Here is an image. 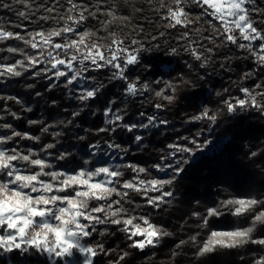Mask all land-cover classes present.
<instances>
[{
  "label": "trees",
  "instance_id": "obj_1",
  "mask_svg": "<svg viewBox=\"0 0 264 264\" xmlns=\"http://www.w3.org/2000/svg\"><path fill=\"white\" fill-rule=\"evenodd\" d=\"M100 2H104V5L92 3L98 19L88 18L85 22V25L92 27L87 31L90 35L85 42L89 46L99 44L106 55L110 54V46L115 47L112 44L114 39L122 40L123 46L130 51L138 49L139 62L126 69L127 81L111 79L115 69H94L86 62L88 71L83 75L89 79L83 80L84 85L89 88L101 87L97 96L84 102V105L76 98L67 101L65 87L61 85L50 88L42 72L35 77L22 75L20 81H17L20 89L29 95L39 92L38 99L44 102V107L57 110L71 121L69 128L74 127L80 131V135L75 138L76 143L84 146L95 142L102 146H106L108 142L118 144L121 148L116 149L125 153L126 158L137 160L149 171L155 169V165H160L162 158L166 156L168 145L193 135L196 120L192 117L204 109L207 101L218 104L215 131L225 143L220 152L197 155L183 165V171L174 179L171 178L173 182L167 189L172 196L164 197V202L158 208L148 206L146 201L142 202L139 192L126 196V199L130 198V201H126L127 214H145L156 227L169 233L168 236L162 237L156 247L148 246L139 251L128 247L131 242L127 234L119 230V226L111 225L99 235L97 243L107 251L102 253L98 250L95 264H256L258 260H264V245L250 242L231 249L217 246L211 253L197 255L212 232L253 227L255 216L264 210L262 204L233 215L237 205L224 206L226 201L235 200L239 195H253L258 199L264 197V115L254 108H238L236 112L229 114L224 104L225 100L232 101L233 97L242 98L244 95L241 88H248L252 93L264 92V70L259 62L254 60L248 49L222 42V37L218 36L215 27L208 22L196 20L191 13L197 7L191 0H187L185 4L189 18L193 21L187 28L168 27L170 21L166 18L167 7L162 5L174 6L172 0ZM57 5L59 0H0V29L19 33L25 39H30L29 34L39 30L48 31L59 21L57 10L52 12L53 8H61H56ZM100 10L102 13H99ZM110 11L112 15H109ZM20 12H24L25 16L21 17ZM249 12L254 26L264 33V0H255ZM183 33H187V36L182 39ZM67 39L78 40L79 36L68 34ZM53 42L63 43V34L59 38H53ZM8 47L22 49L23 52L9 53ZM193 48L201 55L200 61L191 54ZM209 48L212 49L211 52L208 51ZM49 50L51 48L48 46L41 48L45 56ZM73 51L69 50L68 56ZM25 54L35 55V50L24 41L14 38L0 41L1 64L13 65L16 61L26 63ZM68 56L61 52V58L67 59ZM205 60L207 63L201 67ZM76 66L79 67V64ZM41 67L42 65H38L36 72H40ZM165 68L177 82L175 99L171 102L156 95L155 80L164 73ZM128 81L137 84L140 89L137 95L126 93ZM144 84L149 86L147 91L142 90ZM256 84H261L262 87L256 88ZM53 100L57 102L50 105ZM257 100L264 102V97L258 96ZM156 104H162L163 107L157 109ZM105 108H112L117 115L124 117L123 121L118 122L120 124L147 123L149 116H155L158 126L128 132L123 127H117V124L104 123L107 119L103 115ZM0 109L4 113L10 109L16 110L21 116L13 119L16 120L15 124L25 122L24 116L27 113L16 100L0 95ZM78 111L80 115L74 118L72 113ZM141 113L144 115L141 116ZM165 120L168 122L166 125L159 123ZM39 126L34 124L33 132H39ZM100 128H115L116 131H97ZM136 135L142 136L139 143L134 139ZM46 140L56 145L57 140L49 134ZM253 152L256 153L255 156L252 155ZM72 160L75 161V157L72 156ZM213 208L220 215L208 216V210ZM205 218L207 224L204 223ZM250 235L252 239L264 238V223L256 222ZM192 237L196 238L195 242ZM125 252L128 255L121 261L119 258ZM16 262L40 264L42 261L33 253L0 255V264Z\"/></svg>",
  "mask_w": 264,
  "mask_h": 264
},
{
  "label": "snow or ice",
  "instance_id": "obj_2",
  "mask_svg": "<svg viewBox=\"0 0 264 264\" xmlns=\"http://www.w3.org/2000/svg\"><path fill=\"white\" fill-rule=\"evenodd\" d=\"M255 0H191L198 9H200L198 15L200 17H210L208 23L213 24L218 36L222 37V42L236 45L241 49L251 50L253 56H257L256 49L252 47L253 41L264 42V33L259 31L254 26L252 17L249 14L248 4L254 3ZM72 3V0H69ZM187 0H172L174 6L167 7L168 16L166 17L170 22L168 27L175 28L177 26L187 28L193 21L189 18V12L185 8ZM4 7H9L4 5ZM77 5L73 4L69 11L75 9ZM52 9H49L51 11ZM86 10V9H84ZM82 10L79 13V17L68 16V20L74 24L81 23L85 17ZM113 13L110 11L109 15ZM21 17L25 16L24 12H20ZM222 29V31H221ZM238 32L239 36L234 35ZM63 34V43H54L53 38H59ZM68 34H76L79 36L78 40H68ZM30 39H25L24 36L19 33H13L0 29V41L5 39H18L24 41L25 44L35 50V55L25 54L24 61H16L13 65H2L3 68L0 71V76L20 77L22 72L17 70L18 68H36L38 65H50V67H44L40 72H33V76H40L41 72L44 76L50 80L59 82L63 79L64 86L72 91L76 88L77 83L80 80L89 79L83 74L88 71V67L85 66L87 62L94 69H103L110 67L115 69L112 73L111 79H118L127 81L125 75L126 69L130 65L137 64L138 61V49L130 51L127 47L123 46V41L114 39L112 44L116 47H109V55H106L101 50L99 44L87 45L85 40L90 35L85 31L82 34L68 23L58 30H53L48 33L36 32L29 34ZM187 33H183L181 38H185ZM207 39V37H206ZM247 41V44L240 43V40ZM135 43V41H133ZM48 46L51 50L47 51L45 56L44 51L41 48ZM83 46V48H82ZM261 53H264V43L259 45ZM69 50H74L70 56H68ZM212 51L211 48L208 49ZM7 52H23L22 49L8 47ZM61 52L64 56H68L67 59L61 58ZM175 52V49H173ZM55 53V54H54ZM191 54L197 61L202 59L201 55L193 48ZM43 57V58H41ZM257 60L264 70V54L257 56ZM79 64V67L76 64ZM207 63L205 60L200 66L204 67ZM51 73V75H49ZM245 75H248L247 73ZM58 86V85H57ZM175 91V88L169 83L167 85ZM33 87V85H28ZM101 86L95 88H84L80 86V94L75 98L84 105V102L94 99L97 93L100 91ZM256 88L262 87L261 84H256ZM149 86L144 84L142 86L143 91H147ZM140 89L137 88V84L131 81L126 83V93L132 96L137 95ZM245 98L233 97L232 101L225 100L227 112L232 114L237 109L247 110L248 108H254L261 115H264V102L258 101L257 97H264V92H257L255 95L248 88H241ZM164 89L156 92L157 96H161ZM40 95V93H36ZM219 95V93H217ZM164 99L171 102L173 96H163ZM8 99H15L17 103H21L16 97H8ZM234 101V102H233ZM53 103H55L53 101ZM157 109L163 107L162 104H156ZM26 111H31V108H26ZM83 110V108L81 109ZM15 118L19 119L15 113H11ZM80 112H73L72 116L75 118L79 116ZM105 119L104 123L108 125L117 124V127H123L128 132H132L134 129H148L150 126H158L155 116H149L147 123L141 124H120L124 120L122 115H117L112 108H105L103 113ZM141 116L144 113L140 114ZM3 119V117H0ZM193 120L208 119L215 123L217 120L216 114H210L209 109L205 108L202 113L192 117ZM29 124H38L41 121L29 120ZM63 123V122H62ZM71 123V121H68ZM160 124H167L168 122L160 121ZM49 126L42 127L41 131L48 132ZM0 129L9 130L12 129V125L9 123L0 124ZM99 132H115V128H100ZM60 132H54L53 136H60ZM27 139L32 141H39L40 137L32 136L28 133L20 131H11L10 134L5 133L0 135V254L11 255L13 253H19L21 255L29 254L30 252L36 255H47L51 260L53 257L64 258L70 257L73 254V249L78 250L85 256V264H95V257L97 251L93 247L85 246L81 243L83 238L92 236L93 231L96 230L97 224L111 223L113 225H123L119 230L124 232L128 236V240L131 242L128 247L143 251L146 247H156L162 237L168 236L169 233L163 231L161 228L151 224L148 219L140 217H131L121 220L119 217L122 213L126 212L123 207L113 208V205H120V200H112L110 197L115 195L120 196L121 199L128 195L127 191L120 192L117 190L116 185L125 190L134 189L137 192H143L145 196L149 192L160 191L163 185L171 184L173 179L160 180L152 179L150 181L137 180L135 183L129 181H120L122 173L110 169L109 167H95L94 169L79 168L71 173L65 171H46L53 167L52 164L46 162L44 159L39 158L36 151L29 148L27 152H23L19 147H6L10 143L18 144L16 138ZM79 139H84L79 137ZM135 141L139 143L142 140L141 135L134 137ZM196 143V141H191ZM56 145L49 143L44 145L41 149L42 152L47 153L48 156H52L53 153L49 152V149L55 148ZM100 145H89L90 149H98ZM109 149L121 148L120 145L112 142L107 143ZM169 148L177 149L181 153H190L191 149L187 147H178L176 145H168ZM202 147V146H201ZM127 151V149H122ZM69 155L67 152H61L56 156L58 160H64ZM256 155L255 152L252 153ZM95 152L89 151L88 157H94ZM37 157V158H33ZM176 151L170 152L162 159H175ZM91 162L90 159H84V164L87 165ZM181 164H186L187 160H181ZM24 165V168L21 167ZM125 167L131 168L133 172L145 173L146 168L138 167L136 165L128 164ZM158 171H166L172 169L175 175H179L183 169L176 167L169 163L167 165H155ZM38 168V171H26L25 169ZM41 177H50V180H43ZM96 177H103V179L96 181ZM35 193L36 195H33ZM64 193V195H60ZM172 196L171 192H161L160 196L148 197L147 203L153 208H158L160 203L164 202V197ZM107 201L106 204H102L98 207H90V200ZM264 201L259 199H237L229 200L224 203V206L238 205L235 208L233 215H238L245 212L248 209L253 208L256 205H262ZM103 213V218L99 215H93ZM220 215L219 211L215 208L208 210V216ZM140 219L143 222L135 223L134 221ZM50 221H56L58 223H50ZM87 221L88 223H84ZM207 218L204 219V223L207 224ZM256 222L264 223V212H260L255 216L253 227H248L244 230H236L231 232H212L209 240L200 248L197 255L203 256L205 253H211L215 247L222 248H236L238 246L252 243L257 245H264V238L252 239L251 233L254 230ZM136 237H142V239H135ZM195 237H192L195 242ZM100 252L105 253L107 250L102 245H97ZM128 255L124 253L119 259L122 261ZM256 264H264V260H258Z\"/></svg>",
  "mask_w": 264,
  "mask_h": 264
},
{
  "label": "rangeland",
  "instance_id": "obj_3",
  "mask_svg": "<svg viewBox=\"0 0 264 264\" xmlns=\"http://www.w3.org/2000/svg\"><path fill=\"white\" fill-rule=\"evenodd\" d=\"M92 3H94L95 5H104V2H100V0H72V3H69V0H59V5H57L56 8H59V7H61V8H59V9L53 8V10H52V12L57 10L56 12L58 14L59 21L54 23L52 29H50L48 31H40L39 30V32L48 33V32L53 31V30H58L59 28L63 27L65 25V23H68L69 26L75 28L77 30V32L80 34H82L85 31H90L92 29V27H90V25L89 26L85 25V22L87 21L88 18L98 19L97 11L94 8V6L92 5ZM73 4L77 5V7L75 9H73L72 11H69V9L72 8ZM251 5H252V3L247 5V7L249 8V11H250ZM84 9H86V10H84ZM82 10H84L83 15H84L85 19L81 23L74 24L67 19L68 16H74V17L78 18L79 13ZM199 11H200V9L196 8L191 13V15L196 20L201 21V22H208V20L211 19L210 17H207V18L200 17L198 15ZM99 13H102V11L100 10ZM249 14H250V12H249ZM105 24H107V21L105 22ZM210 25H212V27L214 28L213 24H210ZM221 31H222V29H221ZM234 35L239 36V33L236 32V33H234ZM239 42L243 43V44L248 43L247 41H243L242 39ZM261 43H264V42H260V41H253L252 42V47L256 49L257 56L260 54H264V53H261V51H260L259 45ZM249 51H251V50H249ZM257 56H253L254 60H257ZM2 65H9L10 66L12 64H1L0 63V66H2ZM44 67H50V65H42L41 69ZM2 70H3V68H0V71H2ZM17 70L21 71L22 75L28 74L31 77H35V76H33V72H36V68H29L28 70H25L24 68H18ZM21 77L22 76H20V77L0 76V95H2L4 97H16V98H18L19 101H21V103H20L21 106L23 107L24 111L27 113V114H25L27 116H24L25 122L20 123V124H15L16 120H13V119H17V118H15L13 115H11V113H15L16 116H18V117H20L21 114H18V112L14 109H10L7 113H4L3 110L0 109V117H3V119H0V124L9 123L12 125V129H9V130L0 129V135H4L5 133L10 134L11 131H20V132L28 133L32 136H38V137H40V139H39V141H32V140H27V139H20L19 137H17L16 140L18 141V144L10 143L9 145H6V147H19L23 152H27V150L29 148L33 149L34 151H36L38 153L39 158H42L46 162L53 165L52 168L46 169V171H65V172L71 173L75 170H78L81 167L87 168V169H94L95 167L103 166V167H109L110 169H115V170L121 172L122 173V176L120 177L121 182L129 181V182H133V183H135L137 180H140V179L145 180V181H150L152 179L168 180V179H171L173 177H177V175H175V173L170 168L167 169L166 171H158L156 168L152 169L151 171H149L147 169V171L145 173L137 174V173L133 172L131 168L125 167V165L132 164V165H136L138 167H143V166H141V164L137 160L132 161L130 159V157L126 158L125 153L119 151L118 149H109L107 147V145L102 146L100 143H96V142L92 143V144H98V145H100V147L98 149H90L89 146H84V145H81L80 143H76L75 138L80 135V131L74 129V127L69 128V123H68L69 120L65 119V116L61 115L57 110H49V109H47V107H44V102L40 101L38 99L39 96L36 95V93H39V92H36L34 95H29L27 92L22 91L20 89V86H18V84H17V81H20ZM45 81L48 83V86L50 88L55 87V85L56 86L61 85V86L65 87L64 83H63V79L59 82H55L54 80L50 81L46 78ZM169 83L175 88V91H173L172 88H169L167 86ZM155 84L157 85L156 91H160L161 89H164L163 94L161 96H157V97H159L160 99L165 100V101H168V100L163 98L164 95L173 96L175 99V94L177 91V82H176L174 76H171L166 68L164 69V73L156 78ZM81 85L84 88H89L88 86L84 85L83 80H80L77 83L76 88H74L72 91H69V88H71L72 86H69V88L65 87V93L67 96V101H70L71 99L75 98L76 96H78L80 94L79 89H80ZM252 94L255 95V93H252ZM242 98H245V97L243 96ZM13 100H15V99H13ZM53 101L57 102V100H53ZM53 101H51L52 103L50 105L55 104V103H53ZM26 108H31V111L30 112L26 111L25 110ZM205 108L209 109L210 114L218 115L219 108H218L217 103L212 102V101H207L206 104L204 105V109ZM204 109L200 113H202L204 111ZM29 120L41 121V123H38L40 125L39 126L40 127L39 132H33L34 128H32V126H34V124H29L28 123ZM44 126H49L48 132L41 131L42 127H44ZM54 132H60L61 135L60 136H53ZM41 134H45V135L42 136ZM48 134L50 135L51 138H55V140H57L56 141V147L48 150L49 152L53 153L52 156H48L47 153L41 151V149L44 145L49 144V142L46 140ZM63 134H64V136H63ZM42 137H44V140ZM193 140L196 141V143H192L191 141H193ZM224 143H225L224 139L219 137L217 135V132L215 131V123H213L212 121H210L208 119L196 120V129H195V131L191 137L183 138V140L175 141L171 144V145H176L178 147H187V148L191 149V152L190 153H181L177 149L168 148V150L166 152V156L170 152L176 151V157H175V159H171V158L170 159H163L161 161L160 165L163 166V165H167V164L171 163V164L175 165L176 167L181 168L183 165H185V164L180 163L181 160L186 159L187 163H189L190 161L195 159L197 157V155H201V154L212 155V152L218 153L221 151V148L223 147ZM92 144H90V145H92ZM89 151H94L95 156L91 157V158L88 157ZM61 152L69 153V155L66 157V159H64V160L56 159V156L59 155ZM72 156L75 157V161L72 160ZM33 158H37V157H33ZM84 159H90L91 162L89 164L85 165ZM21 167L24 168V165H21ZM126 169H130L131 171L128 172ZM25 170L34 172V171H38L39 169L38 168H30V169H25ZM41 179L47 181V180H50V177H41ZM101 179H103V177H96L95 178L96 181H99ZM116 187H117V190L120 192L127 191L128 195L137 192L134 189L125 190L120 186L119 183L116 185ZM168 188H169V184H165V185H163V187L161 188L160 191L149 192L147 194V196H145L143 192H139L141 194V197H142L141 200H142V202L146 201V204L148 206H151L147 203V198L160 196L161 192H167ZM33 195H36V194L33 193ZM60 195H64V193H60ZM110 199L121 201L120 205L114 204L113 208H118V207H123L124 209L128 208V206L126 205V201H130L129 197H127V199H126V197L121 199L120 196H117L114 193L113 196L110 197ZM237 199L248 200V199H258V197L253 196V195H246V196L245 195H242V196L239 195L238 197L235 198V200H237ZM259 200L264 201V197H261ZM106 203H107V201H99L98 202V201L93 199V200L89 201V206L90 207H98V206H101L102 204H106ZM237 207H239V206L237 205ZM234 211H235V209H234ZM263 212H264V210H263ZM93 215H99L101 218H103V213H100V214L93 213ZM131 217L146 218L145 214H143V213L132 216V215L127 214L126 212L122 213L119 218L121 220H123V219L131 218ZM134 222L140 223L142 227L145 226V225H143V222L140 219H137ZM50 223L55 224L58 222L50 221ZM84 223H88V222L85 221ZM150 223L153 224L152 222H150ZM111 225H113V224H111L110 222L103 224V225L97 224L96 230L93 231L92 236L88 237V238H83L81 240V243L84 244L85 246L95 248L96 251L98 252L99 248H96V246L99 245L97 243L98 239H99V235L102 231L109 228ZM119 227L121 228V227H123V225H119ZM236 230H243V229L239 228V227H235V228H232L230 231L229 230H217L216 232H231V231H236ZM135 239L139 240V239H142V237H136ZM0 255L7 256L8 254H0ZM36 256L41 258L42 262L40 264H85V256L76 249H73L72 256L59 258L58 260L55 257H53L50 260L46 254L45 255H36ZM12 264H21V263L16 262V263H12Z\"/></svg>",
  "mask_w": 264,
  "mask_h": 264
}]
</instances>
